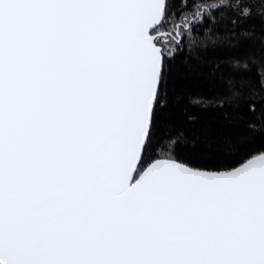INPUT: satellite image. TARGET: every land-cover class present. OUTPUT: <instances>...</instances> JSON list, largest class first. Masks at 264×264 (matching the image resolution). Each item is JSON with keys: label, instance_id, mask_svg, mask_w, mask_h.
I'll return each mask as SVG.
<instances>
[{"label": "snow or ice", "instance_id": "6c2138e0", "mask_svg": "<svg viewBox=\"0 0 264 264\" xmlns=\"http://www.w3.org/2000/svg\"><path fill=\"white\" fill-rule=\"evenodd\" d=\"M254 4L0 0V264H264V145L217 169L156 137L181 68L189 103L264 137V37L217 34Z\"/></svg>", "mask_w": 264, "mask_h": 264}, {"label": "trees", "instance_id": "16d2710c", "mask_svg": "<svg viewBox=\"0 0 264 264\" xmlns=\"http://www.w3.org/2000/svg\"><path fill=\"white\" fill-rule=\"evenodd\" d=\"M196 2L201 3V0ZM207 2L213 3L214 0H207ZM258 6L259 0H256L252 17L236 25L231 22L235 18L233 13L224 12L222 20L221 14H217L219 21L217 34L240 29L250 30L254 36L249 43L258 49L260 38L264 37V17L256 11ZM176 22L179 23V18ZM209 35H211L210 32L203 34L193 32L184 42L185 55H191L202 47V41ZM204 92L205 89L198 75H187L182 68L174 71L171 95L181 99L171 100L168 107L158 114L156 137L164 135L172 127L184 129L188 133L187 140L179 148L183 158L191 161L195 166H210L217 169L236 166L246 154L264 145V137H257L254 141L247 140L236 130L229 128L216 113L189 103L190 97ZM190 117H194L195 122ZM229 135L233 137V142L230 144L224 141V137Z\"/></svg>", "mask_w": 264, "mask_h": 264}]
</instances>
